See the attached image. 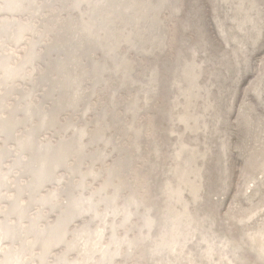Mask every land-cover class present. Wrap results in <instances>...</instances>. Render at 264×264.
Wrapping results in <instances>:
<instances>
[{
	"label": "rangeland",
	"instance_id": "obj_1",
	"mask_svg": "<svg viewBox=\"0 0 264 264\" xmlns=\"http://www.w3.org/2000/svg\"><path fill=\"white\" fill-rule=\"evenodd\" d=\"M0 264H264V0H0Z\"/></svg>",
	"mask_w": 264,
	"mask_h": 264
}]
</instances>
